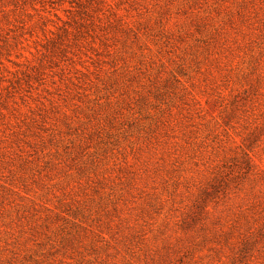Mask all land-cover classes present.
Instances as JSON below:
<instances>
[{
	"label": "rangeland",
	"instance_id": "1",
	"mask_svg": "<svg viewBox=\"0 0 264 264\" xmlns=\"http://www.w3.org/2000/svg\"><path fill=\"white\" fill-rule=\"evenodd\" d=\"M0 264H264V0H0Z\"/></svg>",
	"mask_w": 264,
	"mask_h": 264
}]
</instances>
